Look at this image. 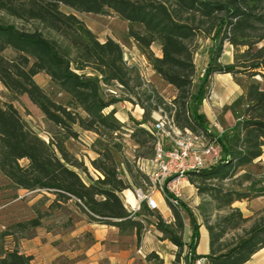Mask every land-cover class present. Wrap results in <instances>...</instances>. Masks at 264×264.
<instances>
[{
	"label": "trees",
	"instance_id": "1",
	"mask_svg": "<svg viewBox=\"0 0 264 264\" xmlns=\"http://www.w3.org/2000/svg\"><path fill=\"white\" fill-rule=\"evenodd\" d=\"M77 13L112 15L125 21L128 36L148 52L152 70L176 90L172 101H164L143 82L139 71L124 60L116 40L100 41ZM199 35L209 37L212 46L195 82ZM153 44L159 46V56L151 50ZM224 44L234 50L230 63L220 60ZM40 72L48 76L63 101L34 80ZM215 74L264 78V0H0V84L11 99L25 95L55 128L45 140L11 101L0 102V173L7 180L5 188L49 193L53 199L47 209L71 200L89 221L115 226L122 233L134 230L139 237L143 223L138 217L151 211L144 204L139 212L129 210L121 193L136 185L137 179L141 184L145 175L136 168L133 173L134 163L124 159L120 162L127 180L122 177L115 157L121 144L114 134L123 125L105 109L121 100L139 105L142 118L133 120L130 136L150 149L153 136L141 124L161 109L175 126L205 133L220 149L214 164L187 174L196 193L224 212L212 222L203 214L207 252L196 251L199 224L184 204L191 225L188 241L182 237L184 221L177 208L171 207L170 222L155 215L153 225L160 238L178 249L172 264L180 260L183 264L199 260L246 264L264 248V207L245 217L231 205L264 195V185L255 187L258 182L247 172L240 175L242 181L251 179L246 188L225 184L264 151V88L250 80L235 122L220 134L208 133L199 107ZM109 90L119 91L122 97ZM78 129L96 135L92 147L97 156L89 160L94 176L65 145L67 139L78 137ZM236 184L240 186L241 181ZM204 208L201 205L202 213ZM32 210L31 218L0 231V264H30L32 256L21 252L17 241L47 215L37 205ZM145 258L162 262L155 251Z\"/></svg>",
	"mask_w": 264,
	"mask_h": 264
},
{
	"label": "rangeland",
	"instance_id": "2",
	"mask_svg": "<svg viewBox=\"0 0 264 264\" xmlns=\"http://www.w3.org/2000/svg\"><path fill=\"white\" fill-rule=\"evenodd\" d=\"M63 10L68 11L67 8H63ZM77 16L85 22V24L100 41L105 40L107 37L116 40L122 47L124 60L128 65L134 66L139 71L143 82L150 88L154 89L164 99V101H172L176 95V90L171 85L163 81L154 71L151 70L152 68L148 66L150 58L148 52L128 36L127 23L125 21L121 20L117 16L112 15L77 13ZM195 43L196 49L194 53V63L196 67V82L197 78L203 73V69L207 64L210 48L212 46V40L209 37L199 35ZM151 50L154 52V54L159 53L157 45H152ZM233 53V48L228 44H224L223 53L220 60L223 63L232 62ZM34 80L41 87L51 93L57 100H64L63 96L59 93H56L55 89L51 86L49 78L46 74L40 72L34 76ZM250 80L257 81L260 86L264 88V78H261L260 76L247 79V77L243 75H238L236 78H233L230 74H215L209 79L207 95L200 105L199 111L202 113L203 122L207 126L211 127L212 132L216 133V130L219 131L220 129H226L235 122L238 113L243 107V93L245 86ZM114 91L115 94L113 95L115 97H122L119 91ZM5 101H11L18 109L19 113L28 121L33 129L43 139L47 140L48 136L52 132H55L53 125L44 119L38 108L34 106L25 95H19L16 99H11L7 90L0 84V102ZM139 108L140 107L137 104H132L127 100H121L106 108L105 112H113L114 117L123 125L122 129L117 134H114L115 140L121 144L120 152L115 155L116 160L120 162L121 160L126 159L130 163H134L135 166L132 168L133 173H135L134 169L136 168L145 175V173L149 171V162L153 156V147L150 149L148 146H139L130 136L132 130L135 127L133 120L140 121L142 118L143 110L140 114ZM160 111L162 110L160 109L159 111L152 112V120L141 124V126L144 128L150 127ZM124 116L126 119L122 122L120 119ZM214 120L217 122V128L212 126V122ZM78 131V137L75 139H67L65 141V145L68 143V150L74 156L77 155L76 157L84 162V165L88 167L89 173L94 176L96 172H94L90 166L89 160L97 156L92 147L96 135L88 131L79 129ZM136 155H139V157L136 158ZM21 163H24V160L21 161ZM123 167L124 164L120 162L118 168L121 170V172ZM245 172L250 173L251 179L258 182L255 187L264 185V151L259 158L253 161L252 164L247 165L243 169L239 170L234 178L229 180L225 185L239 187L241 189L246 188L251 179L243 181L241 180L240 175ZM122 177L127 180L126 174L123 172ZM5 181H2L0 178V193H3L2 191L5 188ZM239 181H241L240 186L236 184ZM139 185L140 180L137 179V184L134 186ZM181 190L182 204H184L191 211L195 220L199 224V241L196 251L200 253L201 249L204 247L206 249L208 248L207 233L204 225L202 224L203 214L209 219V221L212 222L217 216L222 215L224 212L214 209V204L209 201L206 196L198 195L194 186L189 181L182 184ZM4 194L5 195L2 197V200L4 201L8 200L9 198H17L16 194ZM124 195L126 194L124 193ZM16 200L17 201L12 205H16L14 208L16 211H18L17 213H19L18 220H11L7 226L12 225L16 221H23L31 218L34 213H32L33 211L30 210V207H33V205H37L41 211H45L47 214L54 215V219L58 221V223H66L68 220L73 219V217H79L83 214L81 211L75 208L73 202H69L66 205L64 204L61 207H54L47 210L45 209L44 205L47 203V201L43 198V196L34 199V196L29 194ZM34 202L35 204H30ZM201 205L205 207L202 210L203 213L201 212ZM231 207L239 208L245 217L251 216L254 212L261 210L264 207V195L250 199H244L241 201L237 200L231 205ZM177 209L179 210L184 221V232L182 237L185 241H188L189 235L191 233V225L188 216L182 209V206H179ZM158 213L165 221H173L171 206H169L168 202L165 200V205L163 208L160 207V211L154 210L151 211L150 214H145L138 217L143 223L141 232L143 233L149 230L148 235L152 234L154 236L156 233L159 234L157 238L162 241L160 244H158L159 251L162 254V258L160 257L162 259L161 264H172L174 255L178 249L170 241L162 240L160 238L162 234L156 230L155 226L153 225V222L156 220L155 215ZM33 231V229H29L25 231L24 234L26 236H30ZM151 263L156 264L154 261H151ZM178 264H183V260H180ZM195 264H204V261L199 260L196 261ZM246 264H264V248L253 255Z\"/></svg>",
	"mask_w": 264,
	"mask_h": 264
},
{
	"label": "crops",
	"instance_id": "3",
	"mask_svg": "<svg viewBox=\"0 0 264 264\" xmlns=\"http://www.w3.org/2000/svg\"><path fill=\"white\" fill-rule=\"evenodd\" d=\"M159 54L160 49L155 55L159 56ZM148 66L151 68L150 64ZM125 119L124 116L120 120L123 122ZM66 147L68 149V143ZM0 178L2 181L6 180L1 173ZM5 182L7 183V180ZM2 192L0 193V231L7 227L11 220H18L19 213L14 208L16 205H12L17 201L16 199L29 194L34 196V199L45 195L48 197L47 203L44 204L45 209L53 199V196L46 192L10 188H4ZM4 193L16 194L17 198L4 201L2 200ZM69 202L73 201L70 200L65 205ZM73 205L79 210L74 203ZM164 205V199H159V211ZM30 210L33 211L32 207ZM33 230L30 236L20 237L17 241L18 249L32 256L30 264H152L145 258L151 251H155L162 258L158 245L162 241L157 238L158 233L154 236L148 235L149 230H147L141 232L139 237L134 230L122 233L115 226L91 222L84 214L75 216L66 223H58L54 215L47 214L42 218L41 225ZM10 244L14 243L10 242ZM206 252L207 249L204 247L200 253Z\"/></svg>",
	"mask_w": 264,
	"mask_h": 264
},
{
	"label": "built area",
	"instance_id": "4",
	"mask_svg": "<svg viewBox=\"0 0 264 264\" xmlns=\"http://www.w3.org/2000/svg\"><path fill=\"white\" fill-rule=\"evenodd\" d=\"M115 94L114 90H109ZM212 126L217 128L214 120ZM153 136V156L149 171L139 186L131 187L135 199L131 205L122 191L124 205L131 211H139L144 204L149 211L159 210V199L171 207L182 203V184L188 182L189 171H199L214 164L220 156L215 139H209L203 132L194 133L187 128L180 129L172 117L160 111L150 127H145ZM207 132L213 133L207 126ZM222 130H216L220 134Z\"/></svg>",
	"mask_w": 264,
	"mask_h": 264
},
{
	"label": "bare ground",
	"instance_id": "5",
	"mask_svg": "<svg viewBox=\"0 0 264 264\" xmlns=\"http://www.w3.org/2000/svg\"><path fill=\"white\" fill-rule=\"evenodd\" d=\"M214 95V94H213ZM216 96V95H215ZM212 97V96H211ZM125 194H126V197H127V201L131 204V205H134L135 204V199L131 193L130 190L126 189L125 190Z\"/></svg>",
	"mask_w": 264,
	"mask_h": 264
}]
</instances>
